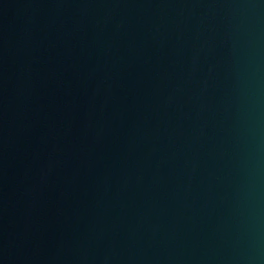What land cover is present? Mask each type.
<instances>
[{
  "label": "water",
  "instance_id": "1",
  "mask_svg": "<svg viewBox=\"0 0 264 264\" xmlns=\"http://www.w3.org/2000/svg\"><path fill=\"white\" fill-rule=\"evenodd\" d=\"M0 264H264V0H0Z\"/></svg>",
  "mask_w": 264,
  "mask_h": 264
}]
</instances>
